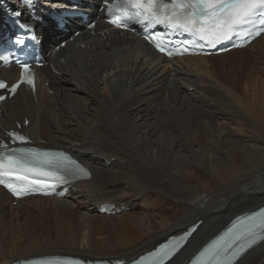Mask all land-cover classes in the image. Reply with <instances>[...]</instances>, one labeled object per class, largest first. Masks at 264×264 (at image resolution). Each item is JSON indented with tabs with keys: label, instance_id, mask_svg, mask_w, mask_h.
Here are the masks:
<instances>
[{
	"label": "bare ground",
	"instance_id": "1",
	"mask_svg": "<svg viewBox=\"0 0 264 264\" xmlns=\"http://www.w3.org/2000/svg\"><path fill=\"white\" fill-rule=\"evenodd\" d=\"M107 30L100 22L56 51L61 40L45 43L57 73L38 69L36 97L21 88L3 103L5 128L29 119L23 129L35 142L73 151L92 178L64 198L17 205L0 187V264L55 254L130 260L202 218L169 262L181 264L232 216L264 203V34L242 49L167 61ZM101 203L129 210L102 215ZM236 264H264V242Z\"/></svg>",
	"mask_w": 264,
	"mask_h": 264
},
{
	"label": "snow or ice",
	"instance_id": "2",
	"mask_svg": "<svg viewBox=\"0 0 264 264\" xmlns=\"http://www.w3.org/2000/svg\"><path fill=\"white\" fill-rule=\"evenodd\" d=\"M120 8L121 6L117 5L112 10L113 14ZM129 8L133 10L131 17L127 15L126 11L119 13L123 16L125 24L132 18H144L152 23H164L173 29L180 28L191 32L211 45L230 39L239 29L254 25L257 20H261V24L264 25V19H262L264 18V0H170V2H166V0H124L123 9ZM15 15H19V13H15ZM112 22L117 23L118 21L114 19ZM156 47L160 51H166V46L163 43H156ZM167 54L172 55L173 53L168 51ZM23 68L28 71L27 65H24ZM23 82L25 81L22 75L21 81L11 86L10 93L14 94L20 83ZM27 83L33 84L34 81L29 79ZM0 89L8 90V86L4 82H0ZM4 99L5 97L0 95V100ZM8 135L13 141L25 140L24 136L16 132H11ZM9 151L12 153L11 155L0 153V183H5V180L12 177L17 170L38 171V168L28 167L32 164H37L40 167L44 165L68 167L70 165L72 169L87 174L74 161H68L65 164L63 157L57 158L58 154L40 153L27 148H16ZM42 175L52 176L54 173L43 172ZM16 178L17 180H27L26 176H17ZM38 182L28 181L29 184ZM7 186L12 188L11 184ZM13 190L15 191V189ZM17 194L20 193L17 192ZM253 216L261 217L257 224L233 233L228 239L221 237L222 243L214 241L201 255L207 256L210 264H232L233 260L255 243L258 238L264 239V236L261 235V232H264V209H261L259 213H253ZM182 240L184 237L179 238V241ZM179 241H174L172 245H164L157 252L150 253L149 255L155 258V264H163Z\"/></svg>",
	"mask_w": 264,
	"mask_h": 264
}]
</instances>
